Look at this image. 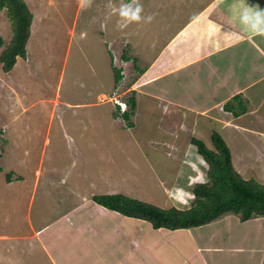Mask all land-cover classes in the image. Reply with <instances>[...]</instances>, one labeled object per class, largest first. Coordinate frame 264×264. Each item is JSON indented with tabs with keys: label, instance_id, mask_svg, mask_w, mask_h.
Segmentation results:
<instances>
[{
	"label": "rangeland",
	"instance_id": "obj_1",
	"mask_svg": "<svg viewBox=\"0 0 264 264\" xmlns=\"http://www.w3.org/2000/svg\"><path fill=\"white\" fill-rule=\"evenodd\" d=\"M26 1L34 15L27 55L19 56L9 71L0 61V264H54L41 249L26 246L33 239L17 238L21 232H31L30 217L35 219L36 214L43 221L56 211L59 215L76 205L86 206V200L93 204L96 193L112 192L164 208L191 206L194 179L172 202L176 195L169 190L176 187L178 162L163 145L155 150L157 139L166 135L163 128L173 129L172 125L161 121L164 116L158 110L143 117H135L136 111L121 117L114 112L117 97L122 104L129 103L132 92L125 89L135 80L136 69L159 55L207 0H139L141 16L153 19L126 24L115 10L130 0H91L87 7L81 0ZM12 35L7 9H0V54ZM180 44L178 37L175 45ZM122 53L129 58L139 53L143 61L126 64ZM166 54L164 50L160 55L162 62ZM168 54L166 61L171 50ZM114 58L117 66L127 65L119 93ZM114 95L115 100L110 99ZM128 103L122 110L130 108ZM173 114L169 118L181 117ZM236 161L250 163V159ZM232 163L235 166L233 157ZM253 170L248 165L244 172L261 182ZM238 217L230 218V229L238 235L248 232L256 242L253 222L249 228ZM106 218L127 220L120 212ZM132 233L115 235L116 240L123 236L120 243L106 238L103 243L108 246L98 242L76 256L70 243L51 257L58 264L63 260H67L64 264H100V255L106 261L121 259ZM223 255L233 261L229 264H251L250 253L243 263L234 255ZM133 262L137 263V255H129L124 264Z\"/></svg>",
	"mask_w": 264,
	"mask_h": 264
},
{
	"label": "crops",
	"instance_id": "obj_2",
	"mask_svg": "<svg viewBox=\"0 0 264 264\" xmlns=\"http://www.w3.org/2000/svg\"><path fill=\"white\" fill-rule=\"evenodd\" d=\"M246 3L264 8V0H246ZM240 7L241 0H207L163 46L159 55L136 69L135 80L126 86L125 90L132 92L135 98V117L151 115L152 110H158L164 116L161 121L173 127L163 128L166 135L164 139H157L159 142L155 145V150L163 145V150L178 162L174 172L176 187L174 191L169 190L176 195L172 202L177 201L180 190L186 189L189 181L194 179L195 184L208 181V164L191 138L198 136L212 147L211 136L215 130L229 144L234 164L242 175L248 179L253 177H247L248 171L244 172L250 165L255 169L252 172H258L264 182V38L241 28L237 22ZM178 37H181V44L177 46ZM164 50L166 57L170 50L171 54L168 61L165 57L162 62L160 55ZM135 54L131 57L135 62L136 59L143 61L139 53ZM123 85L124 80L117 88L121 90ZM234 96H239L241 101L234 100ZM230 101L234 109H226L225 104ZM239 104L246 105L247 111L241 113ZM235 111L240 114L235 115ZM173 112L180 113L181 117L169 118ZM236 159L241 162L250 159V163L242 164L244 167ZM86 201L89 206L76 205L73 211L59 215L56 211L43 221L37 214L35 219L30 217L33 230L30 228L29 234L21 232L17 238L33 239L26 246L41 249L54 264L58 263L52 259V253L64 251L67 244L71 243L70 249L76 256L89 247H96L98 242L104 246L106 238L120 243L123 236L116 240L115 235L127 230L133 233L128 237V247L121 250L122 258L106 261L100 255V264H124L129 255H137L134 264L233 262L226 260L223 254L234 255L243 263L246 253L251 254V264H264V216L245 221L238 217L249 228L250 223L255 225L254 239L257 241L253 242L250 233L238 235L230 229V218L235 214L223 215L202 226L171 230L154 228L146 220L125 215L126 221L112 219L110 222L106 217L118 212L93 200V204L91 200ZM80 227L85 228L92 239L70 237L72 229ZM204 228L208 230H202Z\"/></svg>",
	"mask_w": 264,
	"mask_h": 264
},
{
	"label": "trees",
	"instance_id": "obj_3",
	"mask_svg": "<svg viewBox=\"0 0 264 264\" xmlns=\"http://www.w3.org/2000/svg\"><path fill=\"white\" fill-rule=\"evenodd\" d=\"M4 8L12 22L13 35L1 52L0 61L3 69L9 71L19 56L27 55L34 15L26 0H0V9ZM0 44L3 45L2 36ZM124 58L128 59L126 55ZM113 68L119 82L123 77L122 69L115 65ZM233 99L241 101L239 96ZM129 102L131 110L125 112V116H130L135 108V98L131 97ZM225 107L234 109V104L230 101ZM239 107L241 113L247 111L246 105L239 104ZM234 114L240 113L235 111ZM191 142L209 165V180L194 186L196 198L191 207L164 208L122 192L95 194L94 200L126 216L150 221L156 228L172 230L202 226L227 213L238 214L243 221L264 216V182L242 176L232 163L231 149L221 133L217 130L212 133V147L198 136H192Z\"/></svg>",
	"mask_w": 264,
	"mask_h": 264
},
{
	"label": "clouds",
	"instance_id": "obj_4",
	"mask_svg": "<svg viewBox=\"0 0 264 264\" xmlns=\"http://www.w3.org/2000/svg\"><path fill=\"white\" fill-rule=\"evenodd\" d=\"M81 4L82 6L84 7H87V6H90L91 4V0H81ZM143 10V6L139 3V0H130L129 3H121L119 8L116 9L115 11L118 12V15L119 17L125 21V24L126 23H131V22H139L141 20H145V22H151V20L153 19V17L151 15H149L148 17H142L141 16V12ZM237 22L238 24L241 26V28H243L244 30L246 31H250L253 36H259L261 38H264V8H261L259 6V4L255 5V6H250L249 4L246 3V0H241V7L238 9V15H237ZM31 38V36H30ZM30 40V39H29ZM130 47V46H127V48ZM124 55V56H123ZM125 55L127 56L128 59H126V64H128L130 61H132V65H133V62H135V60L133 58H129V56L127 54H124L122 53V57L124 58ZM125 59V58H124ZM113 66H117L115 64V58L113 59ZM123 64V63H122ZM125 65V64H124ZM126 67L124 66H117L119 68L122 69V74H123V77L122 79L117 82L118 84L124 79V76L126 77V75L124 74L126 69H127V65H125ZM117 89V92L116 93H119V88H116ZM132 97V96H131ZM130 97V98H131ZM116 98V95L114 96H111L110 99L112 100H115ZM129 98V100H130ZM116 108H117V112L115 113L114 112V115H119L120 117L122 116V114H125V112L127 111H130L131 110V106L130 108H128V110H122L125 108V104L127 105L128 102H124L122 104V102H119L118 101V97L116 98ZM130 105V102L128 103ZM133 112H131L132 114ZM130 114V115H131ZM115 117V116H114ZM229 146V144H228ZM230 147V146H229ZM231 149V148H230ZM232 153V151H231ZM208 164V163H207ZM236 168V167H235ZM208 169H209V165H208ZM237 169V168H236ZM238 170V169H237ZM239 171V170H238ZM240 172V171H239ZM241 173V172H240ZM207 174H208V171H207ZM242 174V173H241ZM243 176V175H242ZM244 177V176H243ZM245 178V177H244ZM248 179V178H246ZM250 179H255V178H250ZM208 180H209V176H208ZM257 181H259L257 178H256ZM208 182V181H206ZM262 182V181H261ZM199 183H204V182H199ZM196 184L194 183L193 185V202L196 198V194L194 192V186ZM97 194H100V193H97ZM95 195V194H94ZM94 197V196H93ZM92 197L93 201L94 198ZM97 204L101 205L100 203H98L97 201H95ZM192 202V204H193ZM191 204V206H192ZM103 206V205H101ZM176 206V205H174ZM190 206V207H191ZM105 207V206H103ZM107 208V207H105ZM189 208V207H188ZM109 209V208H107ZM110 211H114V210H111L109 209ZM118 212V211H116ZM119 213V212H118ZM229 214V213H227ZM225 214V215H227ZM230 214H233V213H230ZM235 215H238V214H235ZM126 216V215H125ZM130 217V216H129ZM135 218V217H134ZM140 219V218H138ZM241 219V218H240ZM144 220V219H143ZM147 221V220H146ZM150 222V221H148ZM151 223V222H150ZM156 228V227H155ZM161 228H165V227H161ZM169 229V228H168ZM181 229V228H180ZM172 230V229H171ZM176 230V229H174Z\"/></svg>",
	"mask_w": 264,
	"mask_h": 264
},
{
	"label": "bare ground",
	"instance_id": "obj_5",
	"mask_svg": "<svg viewBox=\"0 0 264 264\" xmlns=\"http://www.w3.org/2000/svg\"><path fill=\"white\" fill-rule=\"evenodd\" d=\"M220 6V5H219ZM225 8V7H224ZM219 11V10H218ZM218 23H219V21H218ZM224 30H222V32H223ZM98 211V210H97ZM99 212V211H98ZM100 213V212H99ZM92 214V213H91ZM90 214V215H91ZM89 215V216H90ZM83 216H85L84 214H83ZM89 219V218H88ZM93 227V226H92ZM115 228V227H114ZM85 229V228H84ZM84 229H83V227H80L79 229H75V228H73L72 229V231H71V233H70V237H72V238H76V239H88V238H90L91 237V235L90 234H88V233H86V231H84ZM91 231V230H90ZM90 239H92V238H90ZM96 240V239H95Z\"/></svg>",
	"mask_w": 264,
	"mask_h": 264
}]
</instances>
